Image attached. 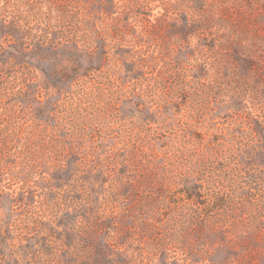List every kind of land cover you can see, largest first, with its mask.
I'll return each mask as SVG.
<instances>
[{"label":"rangeland","instance_id":"374dc122","mask_svg":"<svg viewBox=\"0 0 264 264\" xmlns=\"http://www.w3.org/2000/svg\"><path fill=\"white\" fill-rule=\"evenodd\" d=\"M0 264H264V0H0Z\"/></svg>","mask_w":264,"mask_h":264},{"label":"trees","instance_id":"16d2710c","mask_svg":"<svg viewBox=\"0 0 264 264\" xmlns=\"http://www.w3.org/2000/svg\"><path fill=\"white\" fill-rule=\"evenodd\" d=\"M211 191L208 192V195H210L212 197L209 200H212L213 202L221 201L223 196H224V194H225V192H224V190H222V188H218V189L215 188V189H213V192H211ZM185 193L188 195L189 198H193L192 196H195V195L196 196L200 195V194H198V192L194 194V192H189L188 190H185ZM190 194H192V195H190ZM209 204L210 203H208V205Z\"/></svg>","mask_w":264,"mask_h":264}]
</instances>
